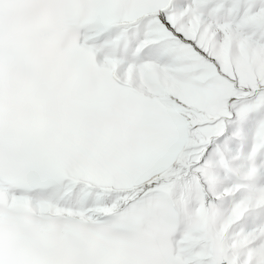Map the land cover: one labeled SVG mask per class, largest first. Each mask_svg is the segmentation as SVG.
<instances>
[{
	"label": "snow or ice",
	"instance_id": "1",
	"mask_svg": "<svg viewBox=\"0 0 264 264\" xmlns=\"http://www.w3.org/2000/svg\"><path fill=\"white\" fill-rule=\"evenodd\" d=\"M0 264H264V0H0Z\"/></svg>",
	"mask_w": 264,
	"mask_h": 264
}]
</instances>
